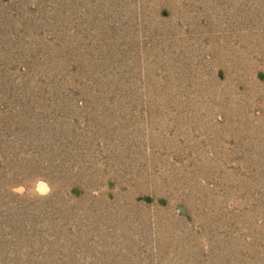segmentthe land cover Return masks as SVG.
<instances>
[{
	"label": "rangeland",
	"instance_id": "374dc122",
	"mask_svg": "<svg viewBox=\"0 0 264 264\" xmlns=\"http://www.w3.org/2000/svg\"><path fill=\"white\" fill-rule=\"evenodd\" d=\"M0 264H264V0H0Z\"/></svg>",
	"mask_w": 264,
	"mask_h": 264
}]
</instances>
